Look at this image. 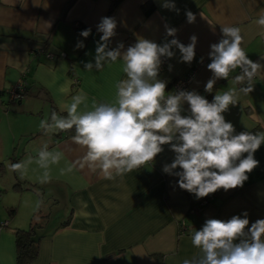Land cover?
Listing matches in <instances>:
<instances>
[{
	"label": "crops",
	"instance_id": "crops-1",
	"mask_svg": "<svg viewBox=\"0 0 264 264\" xmlns=\"http://www.w3.org/2000/svg\"><path fill=\"white\" fill-rule=\"evenodd\" d=\"M112 1L0 0V163L5 169L0 186L6 178L10 181L8 189L3 188L5 193L0 192V264H16L14 230L26 229L38 207V216L47 219L39 220L46 222L39 230L42 238L32 264H183L185 259L202 255L191 237L206 219L227 221L245 211L248 227L264 219V143L254 153L259 164L247 174L242 187L221 188L200 199L179 188V177L163 172V166L175 158L167 144L152 162L124 175L113 173L107 178L100 170L79 164L61 174L86 149L72 137L55 141L59 131L37 135L42 131L41 121L51 122L53 112L67 115L66 107L81 91L88 107L81 105L79 111L91 110L93 101L114 103L116 84L127 78L120 58L99 71L84 69L85 63L95 62L96 41L102 35L97 25L102 17H114L117 22L110 48L123 42L126 50L140 38L160 45L165 41V25L176 28L175 38L185 45L196 35L191 64L180 61L177 48L172 49L174 57H162L167 63L158 79L167 82L166 93L176 79L191 74L189 91L209 102L216 94L235 88L239 101L223 113L226 122L233 124L234 134L264 133V71L254 77L248 94L239 92L241 86L234 82L239 68L227 80H217L212 92L205 91L213 75L207 68L211 63L208 53L210 45L222 37L220 26L239 27L248 57L264 64V27L256 23L264 13V0H173L179 13L162 7L165 0H122L109 13ZM186 11L195 14L194 23L187 22ZM88 28L91 34L81 37L79 33ZM81 40L85 47L78 49ZM61 53L65 56L60 57ZM19 80L27 84L25 95L11 100L9 90ZM182 107L181 114L189 115V105ZM22 138L23 148L17 155L16 142ZM45 145L49 151L63 153L60 162L50 167L49 182L38 181L43 170L35 163L23 177L11 170L13 158L35 161ZM16 182L34 191H13ZM35 192L41 193L42 201ZM205 200L208 202L202 204ZM8 207L15 208L13 217L8 215ZM54 211L57 215L52 218Z\"/></svg>",
	"mask_w": 264,
	"mask_h": 264
},
{
	"label": "clouds",
	"instance_id": "clouds-1",
	"mask_svg": "<svg viewBox=\"0 0 264 264\" xmlns=\"http://www.w3.org/2000/svg\"><path fill=\"white\" fill-rule=\"evenodd\" d=\"M162 7L179 13L173 0H165ZM185 14L188 23L195 22L194 13L186 11ZM256 23L264 27V13ZM116 28L114 17L101 18L97 31L102 35L96 41L95 62L84 64L86 71L93 68L99 71L107 63H114L118 58L123 60L127 78L116 84L115 102L98 104L93 101L91 110L79 111L81 105L88 107L87 96L81 91L66 107V117L53 112L51 122L42 120L40 123L46 132L74 128L72 140L86 149L84 156L67 169H61V174L71 172L79 164L81 168L98 169L107 178L113 173L124 175L152 162L164 150L162 145L167 144L175 158L163 166V172L179 177V188L195 194L197 199L221 188L228 191L242 187L249 178L247 174L259 164L254 153L264 143V133L234 134L233 124L226 122L223 113L230 105L238 103L237 89L216 94L209 102L194 90H177L166 95L167 82L158 79L162 57H174L173 48L179 49L181 62L192 63L197 36L192 35L190 43L185 45L175 38L178 30L165 25L166 36L162 44L140 38L124 50L123 42H118L115 48L109 47ZM220 31L219 42L210 45L211 63L207 68L213 75L207 81L205 91L212 92L217 80H227L229 74L239 68L240 74L234 77V82L241 86L239 92L248 94L253 90L254 77L264 71V64L248 57L242 47L239 27L220 26ZM90 34L91 28L79 33L84 38ZM167 37L173 38L168 40ZM84 47L82 40L77 42L76 48ZM185 103L189 105L187 116L181 114ZM245 153L246 157L242 158ZM62 157L61 151H49L45 145L35 161L29 158L11 164L10 168L23 177L35 163L43 170L37 177L43 184L51 180L50 167L58 164ZM177 168L181 171H175ZM248 226L246 211L227 221L206 219L202 228L195 230L191 237L192 244L202 255L185 259L183 264H264V219Z\"/></svg>",
	"mask_w": 264,
	"mask_h": 264
},
{
	"label": "trees",
	"instance_id": "trees-1",
	"mask_svg": "<svg viewBox=\"0 0 264 264\" xmlns=\"http://www.w3.org/2000/svg\"><path fill=\"white\" fill-rule=\"evenodd\" d=\"M122 0H114L111 3V8L109 13L121 2ZM25 95V94H24ZM65 114H60V117H66ZM51 121V118H50ZM44 129L39 132L37 135L43 134ZM75 135V129L65 130L63 132L59 131L55 134V141L58 139H67L73 137ZM17 160L13 158V163H16ZM5 172L4 166L0 163V178L3 177ZM13 191L21 192L24 190H32V188H24L20 182H16L12 186ZM36 193V192H35ZM37 194V193H36ZM39 201H42L41 193L37 194ZM8 215L13 217L16 214V210L14 207H8L6 209ZM40 208L38 207L31 219L29 226L26 229H15V252H16V264H32L38 254V243L42 238V234L39 233V230L43 228L44 223H39L40 219H47V217H40Z\"/></svg>",
	"mask_w": 264,
	"mask_h": 264
},
{
	"label": "built area",
	"instance_id": "built-area-1",
	"mask_svg": "<svg viewBox=\"0 0 264 264\" xmlns=\"http://www.w3.org/2000/svg\"><path fill=\"white\" fill-rule=\"evenodd\" d=\"M47 57H54V55L52 54H46ZM65 54L64 53H61L60 54V57H64ZM167 63V60L165 59H162V64H161V67H160V70L163 69V66L166 65ZM239 72H240V69H239ZM192 74L185 77V78H180V79H176L172 86H171V90L170 92L168 93H174L175 91L177 90H187L189 91V87H190V82H191V78H192ZM26 86L27 84L25 83L24 80H19L10 90H9V98L11 100H21L25 94V91H26ZM167 95V93H166ZM213 198H209L208 200H212ZM208 201L205 200L203 201L202 204H205L207 203Z\"/></svg>",
	"mask_w": 264,
	"mask_h": 264
},
{
	"label": "rangeland",
	"instance_id": "rangeland-1",
	"mask_svg": "<svg viewBox=\"0 0 264 264\" xmlns=\"http://www.w3.org/2000/svg\"><path fill=\"white\" fill-rule=\"evenodd\" d=\"M28 130L30 128H27ZM33 129V128H32ZM48 133V132H47ZM25 140V138H22L20 141H18V143L16 142L17 146H18V151H17V155L20 153V151H22V148H23V141ZM10 185V181H8V178H6V180H4L2 183H1V186H0V192L1 194H4V189L3 188H7L9 187ZM57 213L56 211L52 212V214L50 215V217H56Z\"/></svg>",
	"mask_w": 264,
	"mask_h": 264
}]
</instances>
